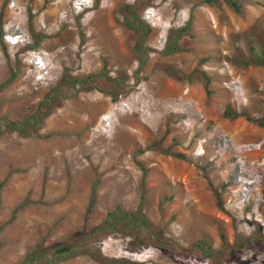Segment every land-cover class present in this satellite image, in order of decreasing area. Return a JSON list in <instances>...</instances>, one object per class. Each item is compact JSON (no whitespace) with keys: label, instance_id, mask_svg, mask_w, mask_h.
Masks as SVG:
<instances>
[{"label":"rangeland","instance_id":"374dc122","mask_svg":"<svg viewBox=\"0 0 264 264\" xmlns=\"http://www.w3.org/2000/svg\"><path fill=\"white\" fill-rule=\"evenodd\" d=\"M232 1L0 0V264L142 195L107 259L264 264V0Z\"/></svg>","mask_w":264,"mask_h":264},{"label":"trees","instance_id":"16d2710c","mask_svg":"<svg viewBox=\"0 0 264 264\" xmlns=\"http://www.w3.org/2000/svg\"><path fill=\"white\" fill-rule=\"evenodd\" d=\"M227 1L230 4L234 5L237 10L240 9V7L237 6L236 3L232 0ZM136 28L138 29V26H136ZM186 28L187 25L182 29ZM143 33L146 34L147 31ZM179 37L180 35L177 36V38ZM175 47L176 42H174L173 49ZM113 98L117 101V95L113 96ZM230 111L231 110H227L228 114L225 115L229 116ZM35 119V124L37 125L42 122V118L36 117ZM260 124L264 125V122H260ZM141 198L143 203L145 196L142 195ZM25 203H27V201ZM142 203L137 209L132 211L124 210L122 207L118 206L114 211L108 213V216L101 225L95 226L91 230L85 231L82 235H80L79 237H75L72 241L67 240L66 242H62L61 244L56 245L52 248L43 247L42 245H40L36 249L30 251L26 258H24L21 262H18L16 264H36L37 262H40L42 260H50L54 263H58L60 261L66 260L67 258L75 257L79 254H87L105 263L109 262L111 264H117V259H107L105 255L102 254L101 249L99 248V246H97L98 244H96L99 242V239L93 241V238L95 236L101 237L100 235L104 236L112 234L115 232V230H120L121 232L126 233L130 232L132 236H138L140 238L138 231L142 229L147 230L149 235L154 236V231L151 228L152 222L149 220L146 214L143 213ZM90 240H92L93 242H91ZM204 247L203 248L206 253H209V255H216V251H214L211 247L205 245Z\"/></svg>","mask_w":264,"mask_h":264},{"label":"bare ground","instance_id":"6f19581e","mask_svg":"<svg viewBox=\"0 0 264 264\" xmlns=\"http://www.w3.org/2000/svg\"><path fill=\"white\" fill-rule=\"evenodd\" d=\"M170 92H168V94H166V90L165 91H163V92H161L160 93V95L159 96H161V97H166V95L168 96H171V95H177V91L176 90H173V89H171V90H169ZM171 94V95H170ZM246 136H244V137H242L243 139H237L236 140V142H241V141H243V140H245L244 138H245ZM248 138H249V136H248ZM246 140H249V139H246ZM251 140V139H250ZM252 152L251 151H249V152H246V151H244L243 153H242V157H244V158H249L250 156H252Z\"/></svg>","mask_w":264,"mask_h":264},{"label":"clouds","instance_id":"9594fccd","mask_svg":"<svg viewBox=\"0 0 264 264\" xmlns=\"http://www.w3.org/2000/svg\"><path fill=\"white\" fill-rule=\"evenodd\" d=\"M89 5H90V4H89ZM84 7H85V6H84ZM84 7H83V9H82V10H84ZM85 8H86V7H85ZM82 10H81V11H82ZM10 34H11V33H10ZM14 36H17V35H14ZM7 41H8V40H7ZM34 55H35V54H34ZM39 57H40V56H37V55H35V56H34V58H33L32 60H36V59H38ZM40 58H41V57H40ZM32 60H30V62L34 64V65H33V67H35V66H36V67H38V68H39V66H38L37 62L35 63V62H34V61H32ZM39 78H41V77H39Z\"/></svg>","mask_w":264,"mask_h":264},{"label":"built area","instance_id":"2783aa9c","mask_svg":"<svg viewBox=\"0 0 264 264\" xmlns=\"http://www.w3.org/2000/svg\"><path fill=\"white\" fill-rule=\"evenodd\" d=\"M6 39L7 40H13L14 39V37H12V35L10 34H6ZM37 62V61H36ZM41 63H43V62H37V64H38V66L40 67V65H41Z\"/></svg>","mask_w":264,"mask_h":264}]
</instances>
